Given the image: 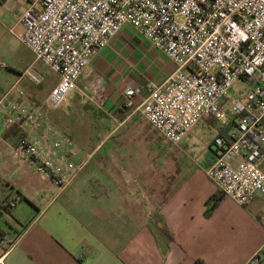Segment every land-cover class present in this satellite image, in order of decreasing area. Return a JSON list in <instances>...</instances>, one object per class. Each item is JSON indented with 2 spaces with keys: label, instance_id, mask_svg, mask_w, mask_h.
Segmentation results:
<instances>
[{
  "label": "crops",
  "instance_id": "1",
  "mask_svg": "<svg viewBox=\"0 0 264 264\" xmlns=\"http://www.w3.org/2000/svg\"><path fill=\"white\" fill-rule=\"evenodd\" d=\"M9 2L10 9H19L18 16L5 17L13 31L24 27L19 19L28 4ZM40 62L34 55L27 70L41 76L51 93L60 77L46 76ZM176 69L139 29L125 25L94 56L64 102L71 103L65 112L48 108V97L43 103L36 96L8 97L25 73L15 83L0 82V211L16 202L8 207L11 214L0 217V229L9 241L17 238L7 247L0 243V264H247L260 250L263 230L234 229L248 204L225 196L206 215V202L219 191L207 176L217 150L210 145L198 163L185 153L194 128L173 146L140 110L124 106L127 88L144 89L136 97L140 106L147 89ZM97 80L107 96L104 108L89 99ZM25 114L31 116L24 124L30 140L75 175L62 192L16 156L18 136L4 134L7 117ZM201 123L217 135L227 131L213 120ZM60 138L65 145L58 147Z\"/></svg>",
  "mask_w": 264,
  "mask_h": 264
},
{
  "label": "built area",
  "instance_id": "2",
  "mask_svg": "<svg viewBox=\"0 0 264 264\" xmlns=\"http://www.w3.org/2000/svg\"><path fill=\"white\" fill-rule=\"evenodd\" d=\"M19 0H0L1 3ZM21 42L60 77L47 104L58 108L77 89L79 78L125 25L139 29L154 48L177 66L162 84H153L140 106L142 87L125 90L127 110H140L164 140L178 145L201 121L223 128L213 144L215 163L208 178L236 204L264 197V0H24ZM8 66L0 61V68ZM40 85L43 78L27 70ZM97 80L89 99L104 108L107 96ZM251 86L231 100L234 85ZM15 87L8 97L14 95ZM25 91L17 94L25 98ZM17 105V102L15 103ZM31 116L7 117L4 128L23 130ZM26 131V130H25ZM65 145L58 139L56 146ZM18 158L62 192L74 179L30 138L14 147ZM16 202L9 203L14 207ZM264 244L247 264H261Z\"/></svg>",
  "mask_w": 264,
  "mask_h": 264
},
{
  "label": "rangeland",
  "instance_id": "3",
  "mask_svg": "<svg viewBox=\"0 0 264 264\" xmlns=\"http://www.w3.org/2000/svg\"><path fill=\"white\" fill-rule=\"evenodd\" d=\"M19 4L24 7L27 6V3L24 0H19ZM10 2L0 3V60L5 63L8 68L0 70V82L4 84L8 80H12L15 83L17 80L21 78V76L28 69L27 66L30 65L34 55L32 51H30L20 40L21 35L25 32V27L21 26L18 29L13 31L9 30V26L7 21H5V17L8 16V13H12L11 15L18 16L19 9L14 8L10 9ZM19 7V6H18ZM9 18V17H8ZM42 66L43 71L46 76H54L56 73L52 71L47 65L40 62L39 66ZM33 71V70H32ZM33 73H36L33 71ZM251 90V86L244 82L239 81L234 85L232 91V100L225 99V110L228 112L231 110V103L235 98L239 96L240 93H248ZM20 91H25V100L28 101L30 98L40 100L41 103L50 95L49 88L47 86V82L42 83L40 85H36L31 81V78L28 75H23L21 81L14 89V96L18 94ZM36 100H34L35 103ZM37 104V103H36ZM35 104V105H36ZM70 102L63 103L58 108H52L50 105H47L48 108H51L53 112L67 111L70 107ZM4 108V105H1V109ZM193 140L190 142L189 146H186L185 153L192 160L200 163L203 158H205L210 150L209 146H212L213 150H217L216 146L213 144L214 139L217 135L216 129L206 123H201L196 125L193 129ZM174 146V145H173ZM80 163L77 164L80 165ZM227 210L230 212V215L233 214V209L228 206V202L226 203ZM25 207L24 204L20 206V208ZM245 217L242 216V220H238L236 225H234V229L236 232H243V228L246 225L247 227L253 225L264 231V197H259L258 199L253 200L248 204V207L244 209ZM251 223V224H250ZM240 229V230H239ZM239 230V231H238Z\"/></svg>",
  "mask_w": 264,
  "mask_h": 264
},
{
  "label": "trees",
  "instance_id": "4",
  "mask_svg": "<svg viewBox=\"0 0 264 264\" xmlns=\"http://www.w3.org/2000/svg\"><path fill=\"white\" fill-rule=\"evenodd\" d=\"M225 129L227 130L228 128L226 127ZM4 134H6V135L15 134V135L18 136V141L21 138L27 137V131L23 130L19 125H16V124H11V125L5 127L4 128ZM18 141H17V143H18ZM224 197H225V195L223 194V192L221 190H219L218 193L212 195L208 199V201L206 202V205H207V208H208L207 211H206V215L207 216H210L216 210V208H218L220 202L222 201V199ZM8 207H9V205L7 206L6 204H3L1 206L2 211H0V217L3 215V213L11 214V211L8 209ZM4 236H5V234L0 229V243H4L5 246H6V243H7V246H10V245L14 244V242L17 239V238H15V240L9 241V239L7 237H4ZM196 263L197 264H204L201 261H197Z\"/></svg>",
  "mask_w": 264,
  "mask_h": 264
}]
</instances>
